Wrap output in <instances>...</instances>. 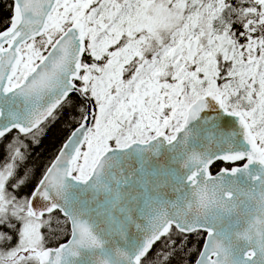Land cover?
I'll return each instance as SVG.
<instances>
[{
    "label": "snow or ice",
    "instance_id": "obj_1",
    "mask_svg": "<svg viewBox=\"0 0 264 264\" xmlns=\"http://www.w3.org/2000/svg\"><path fill=\"white\" fill-rule=\"evenodd\" d=\"M0 264H264V0H0Z\"/></svg>",
    "mask_w": 264,
    "mask_h": 264
}]
</instances>
